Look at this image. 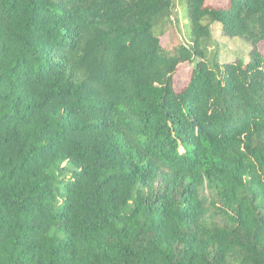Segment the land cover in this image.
Returning <instances> with one entry per match:
<instances>
[{
  "label": "trees",
  "instance_id": "obj_1",
  "mask_svg": "<svg viewBox=\"0 0 264 264\" xmlns=\"http://www.w3.org/2000/svg\"><path fill=\"white\" fill-rule=\"evenodd\" d=\"M186 4L0 0V264H264V0Z\"/></svg>",
  "mask_w": 264,
  "mask_h": 264
},
{
  "label": "rangeland",
  "instance_id": "obj_2",
  "mask_svg": "<svg viewBox=\"0 0 264 264\" xmlns=\"http://www.w3.org/2000/svg\"><path fill=\"white\" fill-rule=\"evenodd\" d=\"M227 0H207V3L223 5ZM174 14L163 24L156 26L154 32L161 36L164 42H169L168 49L176 44H190L192 40L189 8L187 0H173ZM213 40L206 45L207 59L211 62L217 57L219 61L228 62L239 58L247 62L250 57L253 44L241 37H229L222 34V30L214 31ZM260 49L264 53V42H261ZM191 65L186 63L180 66V74L184 71L186 80L191 72Z\"/></svg>",
  "mask_w": 264,
  "mask_h": 264
}]
</instances>
